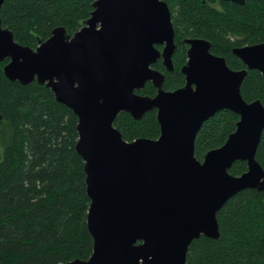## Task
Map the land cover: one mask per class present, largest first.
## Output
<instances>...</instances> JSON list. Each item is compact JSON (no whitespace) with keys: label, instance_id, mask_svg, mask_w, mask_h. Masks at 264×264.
<instances>
[{"label":"water","instance_id":"obj_1","mask_svg":"<svg viewBox=\"0 0 264 264\" xmlns=\"http://www.w3.org/2000/svg\"><path fill=\"white\" fill-rule=\"evenodd\" d=\"M93 6L73 35L55 27L36 48L17 42L0 17L6 77L50 87L78 117L76 149L84 160L94 244L89 258L61 264H187L194 239L220 237L217 213L231 197L249 188L264 191V168L256 158L264 104L248 102L241 91L248 70L264 75V42L234 47L247 67L233 69L208 39L186 38V82L166 90L165 75L153 64L162 56L167 69L174 68L168 3L94 0ZM147 82L157 88L155 96L137 92ZM154 109L158 138L128 141L114 125L121 112L140 119ZM222 109L240 116L236 130L200 160L197 133ZM3 119L0 111V127ZM237 160L248 165L241 175L229 171Z\"/></svg>","mask_w":264,"mask_h":264},{"label":"trees","instance_id":"obj_2","mask_svg":"<svg viewBox=\"0 0 264 264\" xmlns=\"http://www.w3.org/2000/svg\"><path fill=\"white\" fill-rule=\"evenodd\" d=\"M171 10L177 50L174 68L165 70L163 87L185 84L181 67L186 61L185 39L211 42V51L226 57L233 69L244 63L233 48L264 42V0L245 3L217 0H165ZM94 0H5L0 8L3 26L15 40L36 48L62 26L73 35L91 16ZM3 64V63H2ZM162 68L161 61L153 65ZM248 102L264 104V75L248 70L241 85ZM154 96L152 82L137 91ZM0 264H61L87 259L93 237L87 225L90 197L84 160L76 149L79 138L75 112L58 101L50 87L36 80L22 84L9 80L0 69ZM240 116L222 109L208 118L197 133L195 154L222 146L236 130ZM114 125L123 137L158 138L157 110L137 119L121 112ZM264 168V130L257 153ZM247 162L237 160L229 169L241 175ZM220 237L202 235L193 240L187 264H264V191L245 189L218 211Z\"/></svg>","mask_w":264,"mask_h":264},{"label":"flooded vegetation","instance_id":"obj_3","mask_svg":"<svg viewBox=\"0 0 264 264\" xmlns=\"http://www.w3.org/2000/svg\"><path fill=\"white\" fill-rule=\"evenodd\" d=\"M223 1H228V0H217L216 1V4L219 6V7H221V4H222V2ZM228 2H233V1H228ZM236 3V2H235ZM190 38H194V37H190ZM186 43V46H187V49H186V61L184 62V64L182 65V67L187 63V61H188V49H189V44L187 43V42H185ZM245 45H249V44H245ZM163 46L164 45H157V47L160 49V50H162L163 49ZM177 46V45H176ZM241 46H243V45H241ZM176 50H177V47H176ZM176 50H175V52H176ZM175 52H174V54H175ZM174 54H173V59H174ZM238 57V56H237ZM239 58V57H238ZM240 59V58H239ZM161 61V65L163 66L161 69L160 68H156V67H154V68H156V69H158L159 71H161L164 75H165V70H167V71H170V70H168L167 69V67L164 65V63H163V57L161 56V57H159L158 58V60L157 61ZM157 61H156V63H157ZM241 61H242V59H241ZM8 62V59L6 60V61H4V62H2L1 63V69L3 68V66H4V64L5 63H7ZM243 62V61H242ZM156 63H154V64H156ZM244 63V62H243ZM153 64V65H154ZM174 64V63H173ZM244 65L245 66H243L242 68H240V69H243V68H246L247 66H246V64L244 63ZM182 67H181V70H182ZM257 70V69H256ZM259 71V70H258ZM183 73V72H182ZM184 74V73H183ZM263 75V74H262ZM185 76V75H184ZM185 82H186V78H185ZM167 90V89H166ZM157 93V92H156ZM156 93H155V95H156Z\"/></svg>","mask_w":264,"mask_h":264},{"label":"rangeland","instance_id":"obj_4","mask_svg":"<svg viewBox=\"0 0 264 264\" xmlns=\"http://www.w3.org/2000/svg\"><path fill=\"white\" fill-rule=\"evenodd\" d=\"M155 96V95H154ZM3 151V147H0V153Z\"/></svg>","mask_w":264,"mask_h":264}]
</instances>
